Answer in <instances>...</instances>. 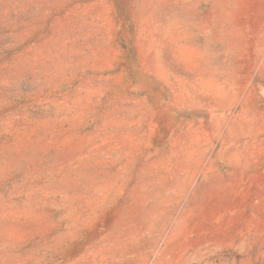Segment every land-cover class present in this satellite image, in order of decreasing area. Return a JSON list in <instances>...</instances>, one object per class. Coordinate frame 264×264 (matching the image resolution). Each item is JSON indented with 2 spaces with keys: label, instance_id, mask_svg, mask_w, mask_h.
Wrapping results in <instances>:
<instances>
[{
  "label": "rangeland",
  "instance_id": "rangeland-1",
  "mask_svg": "<svg viewBox=\"0 0 264 264\" xmlns=\"http://www.w3.org/2000/svg\"><path fill=\"white\" fill-rule=\"evenodd\" d=\"M261 85L264 0H0V264H264Z\"/></svg>",
  "mask_w": 264,
  "mask_h": 264
},
{
  "label": "bare ground",
  "instance_id": "bare-ground-1",
  "mask_svg": "<svg viewBox=\"0 0 264 264\" xmlns=\"http://www.w3.org/2000/svg\"><path fill=\"white\" fill-rule=\"evenodd\" d=\"M261 87H263L264 88V85H261ZM261 89V88H260ZM264 90V89H263ZM264 94V93H263Z\"/></svg>",
  "mask_w": 264,
  "mask_h": 264
}]
</instances>
